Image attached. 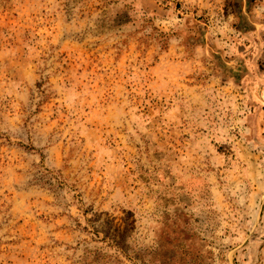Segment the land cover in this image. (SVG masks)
<instances>
[{
    "label": "rangeland",
    "instance_id": "374dc122",
    "mask_svg": "<svg viewBox=\"0 0 264 264\" xmlns=\"http://www.w3.org/2000/svg\"><path fill=\"white\" fill-rule=\"evenodd\" d=\"M0 264H264V0H0Z\"/></svg>",
    "mask_w": 264,
    "mask_h": 264
}]
</instances>
